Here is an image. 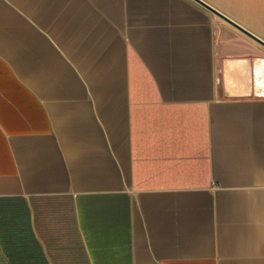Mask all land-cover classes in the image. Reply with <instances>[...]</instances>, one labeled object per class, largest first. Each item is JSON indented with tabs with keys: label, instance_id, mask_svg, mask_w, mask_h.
<instances>
[{
	"label": "crops",
	"instance_id": "0c3cea01",
	"mask_svg": "<svg viewBox=\"0 0 264 264\" xmlns=\"http://www.w3.org/2000/svg\"><path fill=\"white\" fill-rule=\"evenodd\" d=\"M218 14L0 0V264H264V47Z\"/></svg>",
	"mask_w": 264,
	"mask_h": 264
},
{
	"label": "water",
	"instance_id": "95a60500",
	"mask_svg": "<svg viewBox=\"0 0 264 264\" xmlns=\"http://www.w3.org/2000/svg\"><path fill=\"white\" fill-rule=\"evenodd\" d=\"M199 3H201L203 6H205L206 8H208L209 10H211L212 12L218 14L215 10H213L212 8H210L209 6H207L206 4H204L203 2H201L200 0H196ZM220 17H222L224 20H226L227 22L231 23L233 26H235L236 28H238L240 31H242L245 35H247L248 37H250L252 40H254L256 43L260 44L261 46L264 47V41L260 40L258 37L254 36L253 34H251L250 32L246 31L245 29H243L241 26H238L234 23H232L228 18L222 16L221 14H218Z\"/></svg>",
	"mask_w": 264,
	"mask_h": 264
},
{
	"label": "rangeland",
	"instance_id": "374dc122",
	"mask_svg": "<svg viewBox=\"0 0 264 264\" xmlns=\"http://www.w3.org/2000/svg\"><path fill=\"white\" fill-rule=\"evenodd\" d=\"M258 44V43H257ZM258 46L262 47L260 44H258Z\"/></svg>",
	"mask_w": 264,
	"mask_h": 264
}]
</instances>
